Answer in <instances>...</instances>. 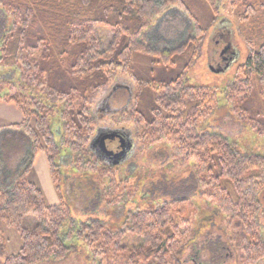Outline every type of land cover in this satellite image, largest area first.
Returning a JSON list of instances; mask_svg holds the SVG:
<instances>
[{
    "label": "trees",
    "instance_id": "16d2710c",
    "mask_svg": "<svg viewBox=\"0 0 264 264\" xmlns=\"http://www.w3.org/2000/svg\"><path fill=\"white\" fill-rule=\"evenodd\" d=\"M203 1L213 15V23L216 22L221 17L220 0ZM102 2L110 4L105 10L111 14L133 16L130 17L135 21L132 28L96 20V10ZM230 7L239 24L257 13L251 0H230ZM172 8L184 12L190 20L192 37L173 48L159 49L146 44L144 36L150 28L149 20ZM8 13L10 26L0 41V68L15 70L18 77L14 81H0V101L13 104L20 112L21 122L10 130L23 136L31 149L23 169L7 185L0 183V225L15 230L21 242L18 253L9 254L0 226V264H41L64 260L69 254L70 249L60 236L63 224L70 219V211L63 203L67 167L98 171L101 177L111 179V190L118 187L116 167L102 165L99 169L98 160L89 149L99 129L92 113L94 100L118 74L132 81L136 104L141 98L142 85L153 91L154 103L149 119L137 110V105L116 112L112 117L114 128L133 127V148L136 143L143 146L168 142L184 162H194V175L205 188V198L228 217L232 241L240 258L246 264H257L264 258L258 220L259 196L264 190V157L241 155L221 136L196 133L199 124L217 108L219 97L214 87L186 85L185 72L191 62L169 82L145 83L131 69L135 54L151 56L166 67L174 66L176 57L198 56L207 30L200 26L186 0H158V3L156 0H17ZM37 26L44 31L43 36L33 34ZM99 26L106 28L107 38L98 32ZM69 49L77 52L69 56ZM54 59L65 66L68 75L91 78L92 85L79 90L56 89L51 82ZM93 77H98L95 84ZM253 78L264 99V43H250L249 54L226 91V102L241 116L245 111L238 106L244 101L243 94ZM38 153L47 159L59 205L47 206L40 189L28 178ZM87 156L89 160L84 159ZM67 159L69 164H65ZM189 206V201L183 198L129 212L124 227L142 245L132 249L125 263L182 264L180 257L193 236L186 217ZM27 216L42 219L43 223L26 228L22 220ZM123 233L96 221L81 224L75 233L68 232L66 238L75 237L93 256L100 257L126 249L122 244Z\"/></svg>",
    "mask_w": 264,
    "mask_h": 264
},
{
    "label": "rangeland",
    "instance_id": "374dc122",
    "mask_svg": "<svg viewBox=\"0 0 264 264\" xmlns=\"http://www.w3.org/2000/svg\"><path fill=\"white\" fill-rule=\"evenodd\" d=\"M16 1L0 0V41L10 26L8 9ZM186 1L198 18L200 26L207 30L199 45L198 56L176 57L174 66L166 67L151 56L135 54L131 58L132 72L135 77L145 83L169 82L183 73L185 67L191 62L190 69L185 72L186 85L214 87L219 97L217 108L206 121L199 124L196 133L199 136L204 134L221 136L241 155L264 157V99L260 95L255 79L250 80L251 84L249 83L250 85L243 94L244 101L240 102L238 106L245 111L244 116L235 112L234 107L225 100L226 91L235 82L237 68L245 62L249 54L250 43H264V0H251L257 13L249 21L241 24L235 20V12L230 7V0L219 1L221 17L214 23L213 15L203 0ZM107 5L110 4L103 2L100 4L96 10V20L110 25L118 24L132 28L135 21L130 17L133 16L111 14L105 10ZM182 17H185L189 24L186 38H191L193 33H191L190 20L184 12L175 8L167 9L159 17L155 16L149 20L150 28L145 35L152 32V29L160 22L163 24L160 30L169 33L167 27H170L171 19L175 18V21L182 23ZM97 29L102 37L107 38L109 33L106 28L99 26ZM33 34L43 36L44 31L40 26H37L33 30ZM155 38L158 39L159 36L157 35ZM146 44L148 43L146 42ZM229 48L235 57L230 55L232 59L234 58L233 61L225 63L220 56ZM75 52H77L76 49L68 50L69 56ZM52 66L54 72L51 82L60 91L79 90L92 82L91 78L77 79L68 75L65 66L58 59H54ZM17 77V71L0 68V81H14L17 80ZM97 79L98 77H93L94 84ZM142 87H139L141 98L136 104L134 101L136 88L130 78L125 75H116L114 80L102 89L94 100L92 113L97 119L99 128L105 131H121L132 140L133 127L115 129L112 117L120 110L131 109L137 105V110L149 119V111L154 103V93L150 88L143 85ZM0 103H2L0 105V173L7 171L11 166L14 168L12 172H8L6 176L0 178V183L5 186L6 182L27 164L31 146L23 136L10 130L12 125L21 122L20 112L13 104L1 101ZM113 144L115 145L116 142H107V147L116 149V145ZM91 153L98 160L99 169L102 165L116 167L118 187L111 190V179L101 177L98 171L90 172L75 167L71 168L72 166L67 167L66 179L63 183V203L70 211V219L63 224L60 236L70 251L64 260L41 264H130L125 263L129 253L132 249L142 245V241L126 231L124 222L127 214L183 198L190 204L186 217L190 221L193 236L182 252L180 262L182 264H246L245 260L240 258L239 250L237 251L234 247L228 217L218 210L216 204L205 198V188L200 186L194 175L195 163L184 162L172 144L161 142L140 146L136 143L135 148H132L128 156L117 165L104 162L93 151ZM84 159L89 160L90 156ZM66 163H70L68 159L65 160ZM28 178L40 189L47 206L60 204L52 186L47 159L43 153L36 155ZM259 198L261 213H259L258 220L261 228L260 237L264 242V190ZM96 221L103 223L111 230L123 231L122 244L126 249L95 257L75 237L66 238L68 232L75 233L81 224ZM22 223L26 228H33L35 225L43 223V220L35 216H27L22 220ZM1 230L6 241L7 252L11 255L17 254L21 247L17 232L3 225ZM257 264H264V258Z\"/></svg>",
    "mask_w": 264,
    "mask_h": 264
},
{
    "label": "water",
    "instance_id": "95a60500",
    "mask_svg": "<svg viewBox=\"0 0 264 264\" xmlns=\"http://www.w3.org/2000/svg\"><path fill=\"white\" fill-rule=\"evenodd\" d=\"M118 140L120 147L119 152H114V149H108L106 142ZM133 148V142L129 136L121 131L112 130L105 131L100 128L97 130L94 138L91 140L89 149L102 161L111 165H117L125 159L130 150Z\"/></svg>",
    "mask_w": 264,
    "mask_h": 264
},
{
    "label": "crops",
    "instance_id": "0c3cea01",
    "mask_svg": "<svg viewBox=\"0 0 264 264\" xmlns=\"http://www.w3.org/2000/svg\"><path fill=\"white\" fill-rule=\"evenodd\" d=\"M171 19V18H170ZM182 23L181 21L177 22L175 19H171L172 21L169 22V28L167 27V32L161 31V26L163 25L161 22L160 24L156 25L155 28H153L152 32H148L144 39L148 43V45L156 48H173L177 46L179 43L183 42L188 34L189 24L186 21L185 17H182ZM174 20V21H173ZM173 22V23H172ZM171 23V24H170ZM159 36V38H155L156 36ZM168 37V38H167ZM2 103H0L1 105ZM10 164V163H9ZM11 166V165H10ZM23 169V168H22ZM21 169V170H22ZM14 168L11 166L10 169H7V171L0 173V178L4 175L6 176L8 172H12ZM19 170V172L21 171ZM1 172V169H0ZM8 182V181H7ZM6 182V184H7Z\"/></svg>",
    "mask_w": 264,
    "mask_h": 264
},
{
    "label": "flooded vegetation",
    "instance_id": "af4514ba",
    "mask_svg": "<svg viewBox=\"0 0 264 264\" xmlns=\"http://www.w3.org/2000/svg\"><path fill=\"white\" fill-rule=\"evenodd\" d=\"M175 19V18H174ZM230 55H234L233 54V52H232V50H231V48H229L226 52H222V54H221V56H220V58L223 60V62H227V63H230L231 61H233V59L231 58V56ZM234 57H235V55H234ZM232 59V60H231ZM113 95V94H112ZM111 95V96H112ZM107 142H110V143H112V142H116V149H114L113 151L116 153V152H119L120 151V147H119V144H117L118 143V140H112V141H107ZM107 142H106V145H107ZM112 146V145H111ZM114 147V148H115ZM108 149H112L111 147H107Z\"/></svg>",
    "mask_w": 264,
    "mask_h": 264
}]
</instances>
